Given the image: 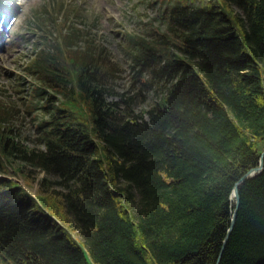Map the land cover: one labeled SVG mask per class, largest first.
<instances>
[{
  "label": "trees",
  "instance_id": "trees-1",
  "mask_svg": "<svg viewBox=\"0 0 264 264\" xmlns=\"http://www.w3.org/2000/svg\"><path fill=\"white\" fill-rule=\"evenodd\" d=\"M158 1L152 30L127 35L156 98L140 112L106 98L103 56L74 31L37 51L42 147L0 113V264H215L264 149V0ZM9 165L39 168L38 191ZM238 190L219 263L264 264V169Z\"/></svg>",
  "mask_w": 264,
  "mask_h": 264
},
{
  "label": "rangeland",
  "instance_id": "rangeland-1",
  "mask_svg": "<svg viewBox=\"0 0 264 264\" xmlns=\"http://www.w3.org/2000/svg\"><path fill=\"white\" fill-rule=\"evenodd\" d=\"M158 7V0H14L9 13L15 21L0 35V113L16 138L28 147H42L37 124L46 117L40 102L44 99L33 91L40 79L29 65L37 51L45 52L53 43L64 45V50L71 47L66 38L73 31V48L92 47L103 56L100 64L105 72L103 82L108 100H119L121 108L131 96L137 112L154 104L155 93L141 89L140 75H134L127 35L151 31ZM234 23L243 36L241 24L236 19ZM43 87L56 97L61 95L47 85ZM12 166H8V173L18 177L22 184V177L28 173L31 180L24 186L36 193L45 174L31 165L19 174Z\"/></svg>",
  "mask_w": 264,
  "mask_h": 264
},
{
  "label": "water",
  "instance_id": "water-1",
  "mask_svg": "<svg viewBox=\"0 0 264 264\" xmlns=\"http://www.w3.org/2000/svg\"><path fill=\"white\" fill-rule=\"evenodd\" d=\"M260 156H259V160H258V163L253 165V167H251L250 169H248L246 172H244L240 179L237 180L235 182V184L233 185L232 187V193H231V197L234 199V202H235V206L233 208V211L231 213V219H230V223H229V226H228V229L223 237V241H222V245H221V248H220V252L217 256V259L215 261V264H220V259H221V256H222V253H223V249L228 241V237H229V234L231 233L232 231V228H233V224H234V221H235V217H236V210H237V207H238V204H239V190H238V185L240 183H242V181L250 178V177H253V175L257 174V173H260L263 169H264V149L260 152Z\"/></svg>",
  "mask_w": 264,
  "mask_h": 264
},
{
  "label": "bare ground",
  "instance_id": "bare-ground-1",
  "mask_svg": "<svg viewBox=\"0 0 264 264\" xmlns=\"http://www.w3.org/2000/svg\"><path fill=\"white\" fill-rule=\"evenodd\" d=\"M8 3H11V6H8ZM14 7V0H0V13L4 11H11ZM2 30L0 31V35L2 34Z\"/></svg>",
  "mask_w": 264,
  "mask_h": 264
}]
</instances>
